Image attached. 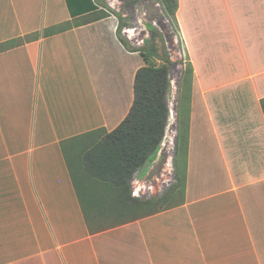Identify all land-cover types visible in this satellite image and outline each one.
I'll use <instances>...</instances> for the list:
<instances>
[{"label":"crops","instance_id":"0c3cea01","mask_svg":"<svg viewBox=\"0 0 264 264\" xmlns=\"http://www.w3.org/2000/svg\"><path fill=\"white\" fill-rule=\"evenodd\" d=\"M93 17L65 0H0V45L14 41L0 50V264H264V0H177L200 93L186 103L183 194L147 216L128 209L101 143L141 63L121 92L110 52L79 41L114 34ZM169 105L168 167L174 94Z\"/></svg>","mask_w":264,"mask_h":264},{"label":"rangeland","instance_id":"374dc122","mask_svg":"<svg viewBox=\"0 0 264 264\" xmlns=\"http://www.w3.org/2000/svg\"><path fill=\"white\" fill-rule=\"evenodd\" d=\"M93 1L99 9L106 13H103L105 18L114 23V34H112L111 27L106 26L107 31L105 30L103 37L96 39L94 34L83 36L80 34L79 41L83 48L89 51L92 49L95 53H104V50L110 52L111 73L113 74L111 78H115L117 85H120L121 92L125 91L127 93L129 91L133 68L139 63H141V66L145 65L140 53H143L148 61L154 65H159L164 56L169 61L168 75L171 83L169 102L173 94L175 95L174 137L168 153L170 166L166 165V155L163 153V143L167 139L164 136L157 157L151 164L146 166L143 176L134 175V178L144 180L151 186L150 190H146L141 196L143 199L162 197L174 185V142L178 129H186V123L184 122L186 116H188V105L186 106V103L192 96L200 93L195 76H193L192 63L199 60L200 53L191 46L184 45L180 28L165 16L160 0H119L120 4L117 3L118 6L114 8L103 0ZM180 19H182V12H180ZM205 26H208L206 22ZM123 28L126 30L132 28L145 29L147 34L143 45L141 47L133 46L131 41L121 33ZM151 31L154 34L153 41H151ZM148 41H151L152 44H148ZM194 43H197V41L192 40V44ZM83 52L89 53L86 50ZM123 53L128 54L127 59L124 58ZM237 79L239 80V75ZM241 91L243 93L248 92L246 90Z\"/></svg>","mask_w":264,"mask_h":264},{"label":"trees","instance_id":"16d2710c","mask_svg":"<svg viewBox=\"0 0 264 264\" xmlns=\"http://www.w3.org/2000/svg\"><path fill=\"white\" fill-rule=\"evenodd\" d=\"M160 1L163 5L165 16L176 24L177 0ZM65 2L69 13L73 17L86 12H94L93 20L105 18L103 14L105 12L99 9L93 0H65ZM48 33H50V29L44 31V34ZM153 39L154 34L151 31V41ZM151 41H148V44H152ZM13 42L10 41L8 44L0 45V50ZM140 54L145 65L139 67L134 74L133 101L129 111L120 124L102 138L101 143L111 148L112 157L120 166L121 189L125 188L124 194H127L126 197L129 202L128 209L134 208V206L137 209L140 207L143 210V214L147 216L169 207L174 201L171 196H182L183 194L184 181L177 170V163L180 152L182 150L183 153L186 143L184 132L187 130V126L184 130L178 129L174 142L175 180L172 188L165 192L162 197L146 200L134 199L131 196L130 182L136 172L145 170L146 166L155 160L164 136L167 138L171 121L169 61L164 56L159 65H154L148 61L143 53ZM261 107L264 112V98L261 99ZM123 181H125V185L122 183ZM122 195L123 192L121 191Z\"/></svg>","mask_w":264,"mask_h":264},{"label":"built area","instance_id":"2783aa9c","mask_svg":"<svg viewBox=\"0 0 264 264\" xmlns=\"http://www.w3.org/2000/svg\"><path fill=\"white\" fill-rule=\"evenodd\" d=\"M108 3V5L112 8L117 7V3L120 4L119 0H103ZM121 33L124 37L131 41L133 46L141 47L144 42V38L146 36V31L143 28H132L130 30L122 29ZM131 186V196L137 199H143L141 197L146 190H150V184H147L144 180L139 178H134L130 182Z\"/></svg>","mask_w":264,"mask_h":264},{"label":"water","instance_id":"95a60500","mask_svg":"<svg viewBox=\"0 0 264 264\" xmlns=\"http://www.w3.org/2000/svg\"><path fill=\"white\" fill-rule=\"evenodd\" d=\"M174 112H175V109H174ZM170 114H171V112H170Z\"/></svg>","mask_w":264,"mask_h":264}]
</instances>
